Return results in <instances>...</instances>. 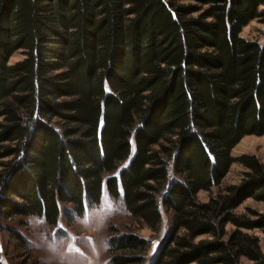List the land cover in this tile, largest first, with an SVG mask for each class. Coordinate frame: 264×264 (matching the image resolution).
I'll use <instances>...</instances> for the list:
<instances>
[{"label":"trees","instance_id":"1","mask_svg":"<svg viewBox=\"0 0 264 264\" xmlns=\"http://www.w3.org/2000/svg\"><path fill=\"white\" fill-rule=\"evenodd\" d=\"M255 20L264 0H0L1 219L71 223L105 188L155 235L170 217L151 260L148 238L111 225L110 264H264L249 234L264 214L236 213L264 203V163L232 155L264 136V31L242 36Z\"/></svg>","mask_w":264,"mask_h":264},{"label":"rangeland","instance_id":"2","mask_svg":"<svg viewBox=\"0 0 264 264\" xmlns=\"http://www.w3.org/2000/svg\"><path fill=\"white\" fill-rule=\"evenodd\" d=\"M264 25L255 20L242 32V36L248 40H261ZM25 58L22 50L14 53L10 59L13 65ZM133 145V151H134ZM255 155L264 163V136L245 137L232 151L234 158L242 155ZM243 166L234 163L225 180V184H237L241 179ZM216 192V189L214 190ZM201 202H208L210 194L201 192L198 195ZM247 208H252L264 214V203L248 200L236 210L237 214H244ZM163 224L158 234L143 229L127 213L122 200H113L104 188L101 204L95 208L86 207L82 218L74 215L69 222L65 213L61 210L58 223L55 227H49L43 219L28 218L16 221H4L0 217V262L3 264H88L92 260L94 264H110L109 227L116 226L122 232H136L150 240L151 260L162 240L170 229V217L162 210ZM23 224H27L24 226ZM228 225L227 230H233ZM16 232L28 242L29 250H17L16 243L11 246V233ZM261 239V249L264 253V234L261 231H251ZM202 237L201 239H206ZM10 244V245H9ZM15 246V247H14ZM14 248L16 252H13ZM12 252L15 253L12 255ZM9 255V256H8ZM245 261V260H244ZM149 263V262H148Z\"/></svg>","mask_w":264,"mask_h":264},{"label":"clouds","instance_id":"3","mask_svg":"<svg viewBox=\"0 0 264 264\" xmlns=\"http://www.w3.org/2000/svg\"><path fill=\"white\" fill-rule=\"evenodd\" d=\"M88 264H94L92 260H88Z\"/></svg>","mask_w":264,"mask_h":264}]
</instances>
